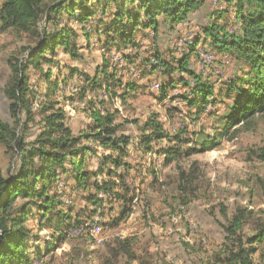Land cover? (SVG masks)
I'll list each match as a JSON object with an SVG mask.
<instances>
[{"label":"rangeland","instance_id":"374dc122","mask_svg":"<svg viewBox=\"0 0 264 264\" xmlns=\"http://www.w3.org/2000/svg\"><path fill=\"white\" fill-rule=\"evenodd\" d=\"M40 1L43 7L60 0ZM205 1L191 24L187 19L172 30L162 27L155 35L150 29H137L136 49L112 43L111 37L116 35L105 30L109 14L116 11L112 2L89 3L94 14L86 23L65 12L58 16L56 25L70 29L67 39L77 56L59 47L53 63L41 61L38 68L29 67L27 75L32 85L29 96L37 95L40 89L43 96L47 95L42 74L50 69V81L58 80L52 98L63 110L65 124L74 135L82 137L80 146L96 151L89 157L90 169L101 166L102 157L111 154L110 148L100 146L89 135L94 132L91 115L95 110L102 115L112 114L113 124L118 126L116 135L123 134L130 141L128 153L123 157L129 168L123 182L116 181L115 190L132 194L133 198L123 206L129 209L128 214L116 223L113 219L120 214L123 203L108 199L103 201L102 216L98 206L87 219L92 205L86 198L93 189L89 192L75 189L72 180L59 179L48 191L57 192L63 202L60 208L71 210L72 217L87 220L76 225L80 232L74 233L73 227L65 239L56 241V247L47 251L45 241L53 240L48 238L53 229L38 228L36 216L26 217L24 223L30 233L39 236V240L31 239L25 245L26 252L32 254L31 264H227L224 246L230 245L238 234L254 233L257 225L264 223V111L255 112L223 133L225 116L231 112L236 96L228 91L227 81L241 76L246 65L205 43L194 45L203 36L208 19H218L220 12L227 10L221 21H227L226 29L234 26L233 9L227 5L230 0ZM47 17L46 11L41 12L33 33L15 28L5 30L0 23V118L15 127L17 138L21 136L23 120L20 117L16 124L3 92L10 75L9 62L22 61L28 55L26 48L37 46L38 32L45 26ZM192 45L197 55L190 51ZM203 52L213 56L207 64L199 57ZM155 54L176 68L177 61L185 57L186 66L194 74H200L202 81L212 88L204 108L189 105V100L194 98L191 91L195 82L186 72L176 70L169 76L161 68L152 70L145 66L150 64L148 61L154 64L151 58ZM45 56L50 58L51 54L47 52ZM101 67L106 68L109 77L96 72ZM96 74L99 88L92 87L88 80ZM182 78L187 85L180 81ZM170 80L175 83L163 95L159 84L166 85ZM128 83L136 88L126 93ZM153 118L170 140L154 139L142 146L139 141L144 125ZM35 121L28 124L33 133L39 131L40 125L38 119ZM32 139L29 136L26 141ZM210 139L216 142L211 148L187 154L190 149H200ZM172 147L180 148L179 153L167 162L162 150ZM14 149L15 146L0 142V177L17 171L19 158ZM107 167L114 168L109 162L103 168ZM118 169L125 171L124 167ZM103 176L97 180L100 182ZM20 202L22 199L17 197L15 203ZM239 207L247 208L250 213L234 236L225 227ZM30 208L36 211L34 206ZM122 240L128 242L127 254L118 247ZM254 248L253 264H264V240Z\"/></svg>","mask_w":264,"mask_h":264},{"label":"trees","instance_id":"16d2710c","mask_svg":"<svg viewBox=\"0 0 264 264\" xmlns=\"http://www.w3.org/2000/svg\"><path fill=\"white\" fill-rule=\"evenodd\" d=\"M92 1L112 2L116 6V11L109 14L111 17L105 24V30H110L111 35H116L111 37L112 43L117 42L124 48L133 49L139 47L135 34L137 29H150L153 35L162 27L172 30L175 25L196 16L205 2V0H60L51 6L42 7L40 0L0 1V23L5 30L15 28L33 33L37 29L41 12L46 11L48 16L45 26L38 32L40 39L37 46L27 47L28 55L22 61L15 59L9 62L10 75L3 89L14 121L18 124L20 117L23 121L21 136L17 138L15 127L0 118V142L11 147L15 146L14 152L19 158L17 171L6 177H0V264L32 263V254L26 252L25 245L31 239L39 240V236L31 234L24 223L29 215L33 218L36 216L38 228L53 229L48 237H52L53 240L45 241L48 251L56 247V241L65 239L70 229L77 228L76 225L91 218L98 206L101 207L102 216L104 200L123 203L120 214L118 213L113 219L115 223L128 214L129 209L123 206L126 202H130L133 196L127 192L120 194L115 188L117 182L119 183L120 180L123 182L126 169L129 168L123 157L128 153L127 146L130 141L123 134L116 135L118 126L113 124L114 116L110 113L102 115L97 110L91 115L94 132L89 135L100 146L110 148L111 154L102 157L103 166L101 164L96 169H90L87 167L89 157L96 151L89 146H80L82 137L74 135L71 128L65 124L64 112L58 106L57 100L52 98L58 80L50 81L52 75L50 69L42 74L46 82L44 87L48 88L47 95L43 96L44 93L40 89L37 95L33 93V97L29 96L32 86L27 75L29 67L38 68L41 61L53 63L52 58L56 56L59 47L69 51L72 56H77V52L70 47L67 39L70 29L58 28L56 25L58 16L65 12L80 23H86L94 14L93 5L89 4ZM227 5L233 9L234 26L226 29L227 21L221 22L223 16L225 17L227 11L225 10L218 14V19L217 17L208 19L206 26H203V36H199L194 42L195 46L199 42L205 43L227 54L231 59L233 57L240 64L246 65L241 76L227 81L228 91L235 93L236 96L231 112L225 116L223 133L246 121L255 112L264 111V0H230ZM83 33L87 35L86 32ZM194 45L190 51H194L193 53L197 55ZM47 52L51 54L50 58L45 56ZM151 59H154V64L148 61L150 64L145 63V66H149L152 70L161 68L169 76L176 70L186 72L190 78H193L195 85L191 91L194 98L189 100V97L184 95V99H188L189 105L197 106L198 109L206 106L212 88L202 81L200 74H194L186 66L185 57L177 61V68L171 67L158 54ZM205 60L202 59L203 63H208ZM96 72L107 75L104 67L98 68ZM88 80L94 88L101 86L97 81V74ZM174 83L170 80L166 85L159 84L163 95ZM184 84L187 85V81ZM125 88L128 93L136 86L128 83ZM35 119L40 123L37 133L31 132V126L28 125L30 122L36 123ZM150 128L152 130L149 131ZM143 130L144 134L139 141L142 146L149 145L154 139L169 138L167 133L161 132V125L154 118L145 123ZM146 130L148 132H145ZM29 136L33 137L31 142L26 141ZM205 143L210 145L207 146ZM215 144V140H207L200 149H190L187 154L204 151ZM178 149L180 148L172 147L162 150L167 162L179 153ZM113 152L116 155L112 154ZM108 162L113 165V169L103 168ZM123 167L125 171L118 172V168ZM101 175L104 176L99 182L97 177ZM59 179L72 180L75 189L81 188L87 192L93 189L86 198L92 205L87 219L82 221L78 217H72L71 210L65 211L60 208L63 202L57 192L48 191V188ZM17 197L22 199L19 204L15 203ZM31 206L36 208L35 212L31 210ZM249 213L250 210L247 208H237L228 220L225 231L236 236ZM236 238L230 245L224 246L223 252L226 253L227 264H253L254 247L264 240V223L258 224L254 233L244 236L238 234ZM118 247L127 254L129 246L126 240L120 241ZM39 251L36 250L38 255Z\"/></svg>","mask_w":264,"mask_h":264},{"label":"bare ground","instance_id":"6f19581e","mask_svg":"<svg viewBox=\"0 0 264 264\" xmlns=\"http://www.w3.org/2000/svg\"><path fill=\"white\" fill-rule=\"evenodd\" d=\"M206 53V52H205ZM204 59L205 61L209 62L212 59L211 54H205ZM205 63V62H204ZM207 64V63H206ZM96 227V226H95ZM80 228V227H79ZM80 229L76 228L73 230L74 233H77ZM94 231V230H93ZM80 232V231H79ZM83 232V231H82ZM94 234V233H93Z\"/></svg>","mask_w":264,"mask_h":264},{"label":"built area","instance_id":"2783aa9c","mask_svg":"<svg viewBox=\"0 0 264 264\" xmlns=\"http://www.w3.org/2000/svg\"><path fill=\"white\" fill-rule=\"evenodd\" d=\"M205 54H210V53H202L199 57H200V59H201V61H202V59H204V56H205ZM212 59H213V56H212ZM94 218H100V216H94ZM102 230V229H101ZM97 233H100V232H97Z\"/></svg>","mask_w":264,"mask_h":264},{"label":"crops","instance_id":"0c3cea01","mask_svg":"<svg viewBox=\"0 0 264 264\" xmlns=\"http://www.w3.org/2000/svg\"><path fill=\"white\" fill-rule=\"evenodd\" d=\"M206 2V1H205ZM203 5H204V3H203ZM195 20H194V18L193 17H191L190 18V21L188 22V24H191V23H193Z\"/></svg>","mask_w":264,"mask_h":264}]
</instances>
